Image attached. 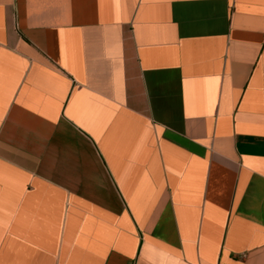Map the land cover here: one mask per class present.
Returning a JSON list of instances; mask_svg holds the SVG:
<instances>
[{"label":"crops","instance_id":"crops-1","mask_svg":"<svg viewBox=\"0 0 264 264\" xmlns=\"http://www.w3.org/2000/svg\"><path fill=\"white\" fill-rule=\"evenodd\" d=\"M0 264H264V0H0Z\"/></svg>","mask_w":264,"mask_h":264}]
</instances>
